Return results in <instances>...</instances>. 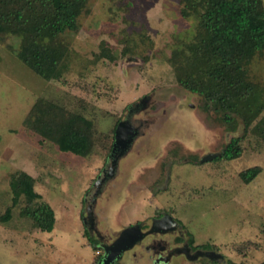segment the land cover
Instances as JSON below:
<instances>
[{
    "label": "rangeland",
    "instance_id": "rangeland-1",
    "mask_svg": "<svg viewBox=\"0 0 264 264\" xmlns=\"http://www.w3.org/2000/svg\"><path fill=\"white\" fill-rule=\"evenodd\" d=\"M179 1L89 0L78 31L63 35L68 54L59 80L41 79L7 49L16 51L18 38L0 42V217L12 208L10 181L18 172L34 179L42 198L36 203L48 204L55 215L53 230L42 232L21 216V197L10 220L0 221V264L95 263L99 250L89 246L81 219L84 197L105 167L117 123L144 97L146 107L132 116L145 121L141 134L98 195L101 235L113 240L124 228L166 212L194 247L224 257L175 256L169 264L264 261V132L245 134L241 122L229 131L215 112L203 109L200 96L175 81L168 58L178 41L192 39L196 24L180 15ZM102 43L114 60L95 58ZM249 74L264 88V55L253 60ZM38 98L92 122L91 155L60 152L22 126ZM233 137L241 138L239 158L201 162ZM253 167L261 172L244 183L240 173Z\"/></svg>",
    "mask_w": 264,
    "mask_h": 264
},
{
    "label": "trees",
    "instance_id": "trees-1",
    "mask_svg": "<svg viewBox=\"0 0 264 264\" xmlns=\"http://www.w3.org/2000/svg\"><path fill=\"white\" fill-rule=\"evenodd\" d=\"M88 2L0 0V42L5 43L9 37L18 38V49L13 50L10 45L7 49L41 79L59 80L65 72L68 54L63 35L78 31L79 18L87 13ZM179 3L180 15L194 19L196 24L192 39L178 41L168 58L175 81L182 89L200 96L205 102L203 109L215 112L229 131H236L241 122L245 134L257 136L260 130L264 132V88L249 74L253 60L264 55V0H180ZM95 58L112 61L115 56L102 43ZM22 126L60 152L81 158L93 152L92 122L50 101L38 98ZM261 136L264 140V134ZM240 143L241 138H231L216 158L226 161L239 158ZM260 172L261 168L253 167L240 176L244 183H250ZM10 189L12 208L23 197L26 206L21 209V216L42 232H51L55 215L48 204L36 203L42 198L34 190V179L18 172L11 177ZM12 208L5 211L0 221L10 220ZM87 241L89 246L100 250L98 240L89 237ZM189 244H193L192 240Z\"/></svg>",
    "mask_w": 264,
    "mask_h": 264
},
{
    "label": "water",
    "instance_id": "water-1",
    "mask_svg": "<svg viewBox=\"0 0 264 264\" xmlns=\"http://www.w3.org/2000/svg\"><path fill=\"white\" fill-rule=\"evenodd\" d=\"M148 97H144L138 103H135L128 107V116L119 121L114 130V141L112 144L111 152L108 155L105 167L100 172L98 178L93 183L92 189L90 192L85 194L84 203L86 205L83 214V224L84 227L88 230H92L90 223L92 218H94V204L95 200L99 194V188L105 181L106 175L110 176L113 172H117L118 163L121 158L126 155L130 150L133 142L139 136L138 130L136 127H133L128 117L132 113H138L146 107V102ZM217 154H208L205 155L201 162H206L212 159H215ZM141 224L132 225L124 228L116 239L110 245H102L104 250V256L98 264H114L115 259H120L121 255L133 248L138 242H140L145 236L155 233H168L175 230H180V226L174 221V219L165 214L160 219H154L152 225L147 232L141 231ZM111 251V252H110ZM176 254H184L188 260L194 261L199 257H205L211 261H221L224 260V257L213 251H196L194 254H191V249L185 245L183 248L175 251Z\"/></svg>",
    "mask_w": 264,
    "mask_h": 264
},
{
    "label": "flooded vegetation",
    "instance_id": "flooded-vegetation-1",
    "mask_svg": "<svg viewBox=\"0 0 264 264\" xmlns=\"http://www.w3.org/2000/svg\"><path fill=\"white\" fill-rule=\"evenodd\" d=\"M134 114L135 113H132L128 117V120L133 127L137 128L138 133L140 135L141 134L140 128L143 127V124H145V121L141 120V119H136V118L133 119L132 116ZM127 116L128 115H126L125 118ZM115 174H116V172H113L110 176H108V174L106 175L105 181L103 182V184L101 185V187L98 190L99 193L101 192L102 186L109 179L113 178V176ZM91 189H92V187L89 189L88 192H90ZM98 199L99 198L97 196V198L95 200L94 208H95V205H96V202L98 201ZM85 207H86V205H85ZM165 214H167V213L161 212L156 217H152L149 221V224H145L143 222H138L136 224H141L142 225L141 231L145 233L150 229V227L152 225V221L154 219H160ZM84 215L85 214H82V216H81L82 220H83ZM98 222H99L98 216H96L94 213V218H92V221L90 223V227L92 230H88L85 228V230L91 234V237L98 240V246L100 247V250L98 252V254H99L98 259L96 260L97 264L99 263V261L102 260V258L104 256V250L102 249V245H110L116 239V237H115L113 240H107L103 235H101L100 231L98 230ZM82 223H83V221H82ZM136 224H134V225H136ZM83 226H84V224H83ZM130 226H132V225H130ZM185 235H186V233L181 227H180V230H175V231L168 232V233H163V234L155 233V234L147 235L140 242H138L133 248L125 251L121 255L120 259H115L114 264H121L125 260L127 262L131 261L130 262L131 264H169L175 256H184L187 259V257L184 254H176L175 253L176 250L183 248L185 245H187L191 249V254H194L196 251H199V250L200 251H210V250L198 249V248L194 247L193 244L190 245L189 240H186L184 238ZM169 238H172V240H169ZM172 242H175V244H172ZM127 256H129L130 259L126 258L124 260V257H127Z\"/></svg>",
    "mask_w": 264,
    "mask_h": 264
},
{
    "label": "bare ground",
    "instance_id": "bare-ground-1",
    "mask_svg": "<svg viewBox=\"0 0 264 264\" xmlns=\"http://www.w3.org/2000/svg\"><path fill=\"white\" fill-rule=\"evenodd\" d=\"M111 252V251H110Z\"/></svg>",
    "mask_w": 264,
    "mask_h": 264
}]
</instances>
